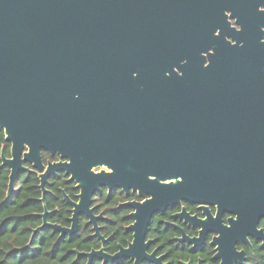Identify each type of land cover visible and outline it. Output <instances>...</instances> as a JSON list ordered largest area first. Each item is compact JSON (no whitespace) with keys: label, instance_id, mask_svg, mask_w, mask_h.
I'll list each match as a JSON object with an SVG mask.
<instances>
[{"label":"water","instance_id":"1","mask_svg":"<svg viewBox=\"0 0 264 264\" xmlns=\"http://www.w3.org/2000/svg\"><path fill=\"white\" fill-rule=\"evenodd\" d=\"M0 129L6 198L20 171L38 172L42 201L56 172L79 189L78 201L61 191L70 226L48 222L44 207L33 233L71 237L85 215L104 243L92 195L147 196L126 202L132 241L113 254L74 249L85 264H165L147 252L146 229L181 201L235 217L199 221L198 237L178 240L195 246L214 231L219 264H242L237 241L264 245V0H0ZM42 150L61 160L45 166Z\"/></svg>","mask_w":264,"mask_h":264},{"label":"trees","instance_id":"2","mask_svg":"<svg viewBox=\"0 0 264 264\" xmlns=\"http://www.w3.org/2000/svg\"><path fill=\"white\" fill-rule=\"evenodd\" d=\"M1 148L4 149L5 156H9L10 144L5 141L2 129H0V151ZM42 157L45 160L50 156L42 152ZM8 176L9 169L1 165L0 158V264H85L86 258L78 257L73 250L89 251L100 247L99 241L90 236L91 227L86 224L85 219H80L79 231L74 237H59V233L49 227H43L33 233L34 229L42 224V219L38 215L43 212L39 179L34 173H20L10 197L6 198ZM47 187L51 191L45 195V204L50 211L47 220L69 225L70 206L63 201L60 188L64 189L71 198H75L77 190L66 180L62 172L52 176ZM123 198L122 193L115 191L108 196L104 193L98 194L95 200L98 209L103 210L110 218L107 222L101 223V233L109 236L104 249L110 253L117 250V244L125 245L131 238V235L124 230V225L130 221L126 216L127 211L114 209L118 201ZM157 226L151 223L148 236L155 237L164 246L170 260L185 257L184 251L171 241L172 233L169 227ZM255 256V264H264L263 256L261 257L260 254ZM91 264H101V262L94 259ZM105 264H131V261L120 258L114 263Z\"/></svg>","mask_w":264,"mask_h":264},{"label":"flooded vegetation","instance_id":"3","mask_svg":"<svg viewBox=\"0 0 264 264\" xmlns=\"http://www.w3.org/2000/svg\"><path fill=\"white\" fill-rule=\"evenodd\" d=\"M231 24L232 25L234 24L233 20H231ZM42 152H46V151H44V150L41 151V157H42ZM46 153L50 157L45 159V160L42 157V162L45 166L47 165L48 161L56 162V161L61 160V158L58 155L52 156L48 152H46ZM23 165L28 167V168H32L31 164L28 162H24ZM101 169L107 170L105 167L99 166V167H95L94 171L98 172ZM22 172H24L26 174L34 173L38 177V172H35V171H31V172L20 171L18 173V175ZM57 173H60V172H56L55 174H52L47 178V181L45 182L46 191L44 193V200L43 201L41 200L42 190L39 187L41 190L40 200L43 203V212H44V207L47 209L46 204H45V195L47 193L51 192L50 189L47 187V184L49 182V179L52 176L56 175ZM62 173L66 176V180L68 181V176L64 172H62ZM38 179H39V177H38ZM68 182L73 184V187L77 190V192L75 193V198H71L64 191V189L60 188V193H61L63 201L66 202V200H64V198H63V194L61 192L62 190L69 196V198L71 200L78 201L77 194L79 193V189L75 186L76 185L75 182H73V181L72 182L68 181ZM39 183H40V180H39ZM14 185H15V183H14ZM115 191L122 193L124 198H123V200L118 201V203L114 206V209L125 211V212L127 211L126 216L130 219V221L124 225V230H125V232H127L131 235V238L126 241L125 245L117 244V250L116 251H118L119 246L126 247L128 245V243L132 241V238H133L132 232L126 230V227L133 222V219L130 217V213L133 211V208H131L129 205H126V202L143 201L145 198H147V196L139 197L137 192H132L131 190L128 193H125L124 191H122L121 188H113L110 192H108L106 187H101L97 192H95L92 195V201H91L90 206L94 207V214L98 215L99 213H102V215H103V218L97 219V224L99 227L100 234L105 238V242L102 243L98 237H94L100 243L99 248L103 247V249H104L105 243L109 239V236H105L101 233V227H102L101 223L107 222L110 218L108 215H106L104 213L103 210L98 209V203L95 200H96V196L98 194L104 193L106 196H108L112 192H115ZM66 204H68L70 206V211H71L72 206L67 202H66ZM183 208H184V211L182 213ZM47 211H48L47 212V215H48L50 213V211L48 209H47ZM208 212L210 214V217L207 216L206 213H204L200 204L191 203V202H187V201H181L178 204L167 207L163 212L155 213L150 218V222H149L147 229H146L145 241L151 240L150 244L148 245L147 252L151 253L153 250H156V256L163 255L162 262L165 264H199V262H200V264H219L220 259L214 258V254L216 252L215 251L216 245L211 244L213 237L217 235V233H215L214 231H208L207 233H205L203 240H200L198 243H196L195 246H193V244H189L187 241H179L178 240V238L182 237V232L188 237H198L199 231L202 228L198 224L199 221H205L206 227H216V226H218L219 223L222 225H228L229 224L228 219L230 217H233V218L235 217L234 215H231L228 212H222L220 214V222H218L217 219L213 220L214 217L216 216V212H217V208L215 205H209L208 206ZM71 214H72V211H71ZM71 214H70V216H71ZM178 214H181V215L179 216ZM47 215H46V220H47ZM70 216L68 217V220H69ZM40 218L42 219V217H40ZM81 218H84L86 221V224L91 227L92 232H91L90 236L93 237L92 233L94 231L92 229V224L88 223V217H86L85 215L79 216L77 232L79 231V225H80V219ZM50 223H55V222H50ZM151 223L155 224L156 226L158 225L157 227H159V228L164 227V226L169 227V229L171 230V233H172L171 241L173 242V244L176 247H179V249L181 251H184L185 254H183V256H185V257H177L174 260H170L168 252L164 250V246L161 243H159L155 237L148 236V228L151 225ZM70 224H71V221L69 220V225H62V226H70ZM256 226H257V229H262L264 232V218L259 219ZM77 232L71 237H74L77 234ZM64 236H68V235H64ZM247 240H248V243L244 242V241H237L235 243V248L238 251L242 250L244 252V258H243L242 264H255V259H256L255 254L256 255L260 254L261 257L262 256L264 257V245H262L261 240H256L254 237H252L250 235H247ZM99 248H92V249H99ZM104 251H105V249H104ZM116 251H114L113 253H115ZM107 253H110V252H107ZM113 253H110V254H113ZM121 258H127V257H121ZM94 259H97V258H94ZM127 259H129L131 261V264L133 263L132 259H130V258H127ZM97 260H99L101 262V264H105V263H114L118 259L116 261H113V262H105V263H103L102 260H100V259H97ZM146 263L154 264L153 262H150L147 260L142 262V264H146ZM235 264H239V263H235Z\"/></svg>","mask_w":264,"mask_h":264}]
</instances>
